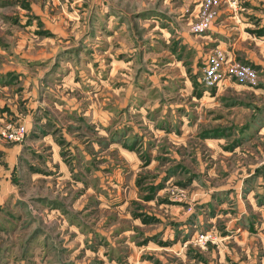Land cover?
I'll return each instance as SVG.
<instances>
[{
	"label": "rangeland",
	"instance_id": "obj_1",
	"mask_svg": "<svg viewBox=\"0 0 264 264\" xmlns=\"http://www.w3.org/2000/svg\"><path fill=\"white\" fill-rule=\"evenodd\" d=\"M0 264H264V0H0Z\"/></svg>",
	"mask_w": 264,
	"mask_h": 264
}]
</instances>
